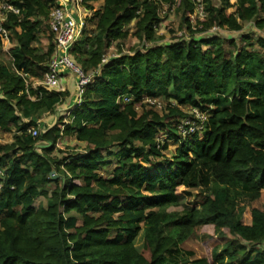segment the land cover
<instances>
[{
    "label": "trees",
    "instance_id": "trees-1",
    "mask_svg": "<svg viewBox=\"0 0 264 264\" xmlns=\"http://www.w3.org/2000/svg\"><path fill=\"white\" fill-rule=\"evenodd\" d=\"M6 1L19 14L2 23L9 60L0 35V132L12 134L0 144V264H178L192 255L180 247L191 235L209 257L190 264H264V207H253L264 191V0H236L232 13L229 0H203L197 31L192 0H102L95 11L99 0H83L89 29L70 53L92 80L69 121L57 117L36 138L27 131L38 113L70 98L33 87L55 51L48 15L58 0ZM164 6L192 37L162 42ZM212 27L240 34L195 37ZM128 38L137 44L125 51ZM190 108L207 122L182 136ZM67 137L85 150L54 156ZM179 187L188 200L197 190V206L168 210L180 206ZM38 198L45 204L33 207Z\"/></svg>",
    "mask_w": 264,
    "mask_h": 264
},
{
    "label": "rangeland",
    "instance_id": "rangeland-1",
    "mask_svg": "<svg viewBox=\"0 0 264 264\" xmlns=\"http://www.w3.org/2000/svg\"><path fill=\"white\" fill-rule=\"evenodd\" d=\"M212 2L215 5L218 4V2L216 0H212ZM235 3H236V0H229L228 5H226V7H225V11L227 13H232L235 9ZM67 7L70 8V5L68 4ZM79 9H81V7ZM72 11H74V14H73L74 18L78 19V17H79L78 10H75L74 8H72ZM88 14H89L88 12H85V16H87ZM161 16H162L163 21L161 23L160 28L157 29L156 33H157V35H160L163 37V41H162L163 43L169 42L171 40V38H173V37H180V38L183 37L186 39H189L190 37H192V35H190V32L188 31V29L186 28V24H184L183 16L181 15V13H177L175 11V7H172L171 9L168 10V7L164 6L162 13H161ZM201 16L204 17L201 19H205L206 13H205V16H204V13ZM201 19L199 21H201ZM84 21H85V27L82 28V30H81L82 33L78 37L79 39H81L82 35L85 32H87L89 29V27L87 26V23H86V19H84ZM198 22L197 23H194L193 21H192V23L190 22L191 23V29H190L191 31L192 30L194 31V30L199 29L201 27L198 25ZM251 29H252V26H250L249 24L245 25V31H248ZM212 34H215V33H211L210 31H208V32L203 33V34L198 33L195 35V37H201V36H207V35L209 36ZM217 34L223 35V36L228 37V38L237 39L239 37L240 33L228 32L225 30H219L217 32ZM260 35L264 36L263 33H260ZM42 42H43V44L46 43V41L44 39L42 40ZM136 44H137L136 39L128 38L126 40V42L123 43L122 47L125 51H128L129 47H135ZM34 45H37V44L34 43ZM6 47H7V45L4 47V52H5L4 57L6 60H9V56L7 55V49L8 48H6ZM70 49H71V47L67 50L66 54L74 62V64L77 65L75 63L71 53H70ZM115 52H116V47L114 45H112V47L110 48V50L108 52V56L113 57L115 55ZM77 66H79V65H77ZM60 72H61V75H62V78L64 81L65 90H67V88H68L69 90L72 91L73 89H72L71 85L73 84L72 80H74L73 76H72L73 74L68 69H63ZM73 96L75 97L74 93H73ZM69 101L70 100L67 99L66 102H64V104H62L61 106H58L55 114H48L47 112H39L38 113L37 121L41 122L39 127L41 128L42 131H45V129L42 127V122L43 121L47 122V119H48L49 123L51 121H53L54 119H56L57 117H63L66 122L69 121V118H70L69 113H70V111L73 110V107H74L73 102H69ZM162 105L164 106V102H162ZM163 109H164V107L161 109H156V110L159 113H164L165 111ZM183 110H185V109H183ZM68 111H69V113H68ZM159 138H160V136H159ZM11 141H12V134L0 132V144L9 143ZM45 145H47V144L38 143V145H37L38 151L40 150V147L42 148ZM176 147H177V143L174 144L170 141L168 143L166 150L163 153L165 155L171 157L173 155ZM54 148H55V150L52 154L54 156L55 155L59 156L60 154H58L57 151H60V152L66 153V154L70 153L71 150H73L72 152L82 153L85 150V145L77 146L75 141H73L71 138L67 137V138H63V139L59 140L55 144ZM59 157H61V156H59ZM52 177L55 179V178H58L59 176L52 174ZM49 187L51 188V186H49ZM209 189L210 188H207L204 191H208ZM184 190H186V189L183 187H179L177 189V197H178V200L180 202V206L179 207H171L168 209L169 211H180L181 208L191 209L192 207L197 206V204H198L197 190H195V189L191 190L192 198L190 200H188L186 198V195L184 194ZM39 204H45V199L38 198L34 202L33 207H37ZM253 207H258V208L264 207V191L262 192L261 198L253 203ZM142 243H143V231L141 230L139 232L138 236L134 240V246L138 250H140L142 248ZM180 247L184 252H191L192 255H188V256L184 255V258H182V259L180 258V260L178 261V264H190L193 259L203 258V257L208 258L209 257L208 246L202 244L200 237L197 235H191L185 242H183L180 245Z\"/></svg>",
    "mask_w": 264,
    "mask_h": 264
},
{
    "label": "built area",
    "instance_id": "built-area-1",
    "mask_svg": "<svg viewBox=\"0 0 264 264\" xmlns=\"http://www.w3.org/2000/svg\"><path fill=\"white\" fill-rule=\"evenodd\" d=\"M82 2L83 0H58L57 6L50 9L48 15L49 28L54 35L55 51L49 60L48 72L45 74L43 80L39 83L33 84V87L41 84L49 91H64L65 89L62 85L60 71L63 69L70 70L75 77V101L73 103V108H75V105L81 104L83 89L90 83L93 76L92 73L85 74L66 54L67 50L81 35V30L85 27L84 19L89 17L80 16L78 19L74 18V11H72V8L78 10L82 7ZM192 2H194V10L193 13L189 15V19L191 23L192 21L197 23L201 18H204L201 16L203 13L205 16V4L203 3V0H192ZM68 4L70 5V8L67 7ZM8 13L18 15L19 10L9 4L6 0H0V35L2 36L3 50L6 45L8 47V31L3 27L2 23L6 21ZM219 30L220 29L217 27H212L209 31L211 33H217ZM108 58H104L102 62H106ZM127 101H129V99H123V102ZM146 102L156 109H161L163 106L162 102L158 99H146ZM172 106H176V104L172 103ZM183 112L185 117L181 120L178 126V132L182 136L191 135L202 131L205 128L207 122V115L205 113H201L197 109L192 108L183 110ZM27 132L34 138L40 134L38 127H32Z\"/></svg>",
    "mask_w": 264,
    "mask_h": 264
},
{
    "label": "crops",
    "instance_id": "crops-1",
    "mask_svg": "<svg viewBox=\"0 0 264 264\" xmlns=\"http://www.w3.org/2000/svg\"><path fill=\"white\" fill-rule=\"evenodd\" d=\"M101 4H102V0H99V1H96V2H92L91 3V6L93 7V10L95 11L96 9H98L100 6H101ZM78 12H79V17L80 16H84L85 17V12H88L85 8H83V6L81 7V9H78ZM89 13V12H88ZM90 15V13L87 15V16H89ZM86 16V17H87ZM62 76V75H61ZM73 76V75H72ZM73 79L74 80H72V85H71V87H72V91L71 90H69L68 88H67V90L69 91V93H70V98H69V102H73L74 103V101H75V98H74V96H73V93L75 94V77L73 76ZM62 85H63V87H64V89H65V85H64V81H63V78H62ZM52 120V119H51ZM55 120V119H54ZM54 120L53 121H51L50 123L48 122V119H47V122H42V127L46 130L47 128H49L53 123H54ZM37 123H38V128H39V130H40V132H42V130H41V128L39 127L40 126V123L41 122H39V121H37Z\"/></svg>",
    "mask_w": 264,
    "mask_h": 264
}]
</instances>
